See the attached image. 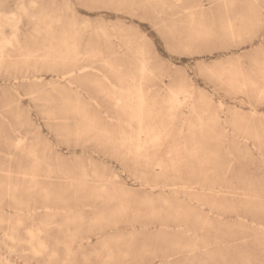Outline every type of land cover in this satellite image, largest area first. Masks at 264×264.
Returning a JSON list of instances; mask_svg holds the SVG:
<instances>
[{"label": "rangeland", "instance_id": "obj_1", "mask_svg": "<svg viewBox=\"0 0 264 264\" xmlns=\"http://www.w3.org/2000/svg\"><path fill=\"white\" fill-rule=\"evenodd\" d=\"M150 1L0 0V264H264V0Z\"/></svg>", "mask_w": 264, "mask_h": 264}, {"label": "bare ground", "instance_id": "obj_2", "mask_svg": "<svg viewBox=\"0 0 264 264\" xmlns=\"http://www.w3.org/2000/svg\"><path fill=\"white\" fill-rule=\"evenodd\" d=\"M154 1V0H153ZM259 1V0H258ZM261 1V0H260ZM149 2H151L152 3V1H150L149 0ZM156 3H164V0H156ZM256 3V2H255ZM258 6V5H257ZM176 8V7H175ZM262 9V8H261ZM259 10V9H258ZM264 11V10H263ZM190 13V12H189ZM60 14H62V13H60ZM117 15V14H116ZM0 16H4V14L2 15V14H0ZM9 18V17H8ZM12 18V17H11ZM38 18L39 17H33L32 19H34L36 22L37 21H42V17L38 20ZM13 22L15 21V22H17V23H19V17L17 16V15H13ZM185 20V19H184ZM9 22V21H8ZM7 22V23H8ZM11 22V21H10ZM58 22V21H57ZM17 23H16V26H17ZM34 23V22H33ZM260 23V22H259ZM12 24V23H11ZM15 24V23H14ZM10 25V24H9ZM15 26V27H16ZM57 26H58V24H57ZM227 26L229 27V28H233L234 27V25H233V23H228L227 24ZM258 27V26H257ZM76 28V27H75ZM114 29V28H113ZM226 29V28H225ZM253 29H255V28H253ZM42 29H41V27L39 26V24L37 23L36 24V27H35V29H34V31L35 32H37V33H39L40 31H41ZM78 31H79V29H77ZM18 32H19V29L16 27L15 28V31L13 32V37H18ZM220 32H221V30H220ZM193 33V32H192ZM94 34H96V33H94ZM5 34H4V32L2 31V28H1V24H0V36H2V37H5L4 36ZM257 35V34H256ZM252 36H253V34H252ZM258 36V35H257ZM12 37V36H11ZM10 37V38H11ZM12 37V38H13ZM8 38V37H7ZM7 38H3L4 40H6V41H8L9 39H7ZM72 42H73V40H72ZM72 42H71V39L70 38H68V37H64L63 39H62V44L59 46V47H57V44H51V47H50V52H52V51H59L60 53H64V51H65V53L66 54H68V56H70V53L73 51V50H75V48L74 47H72L73 45H72ZM239 42V41H238ZM219 44V43H218ZM218 49V48H217ZM260 49V48H259ZM141 53H142V51H140ZM100 53H102V52H100ZM261 53H262V50H261ZM98 54V53H97ZM78 55V54H77ZM75 56V58H74V60L76 61V62H78L80 59V57L79 56ZM81 55V54H80ZM90 57V56H89ZM93 57V56H92ZM7 58H9V57H7ZM82 58V57H81ZM88 58V57H87ZM96 58V57H95ZM120 58V57H119ZM122 58V57H121ZM223 59V58H222ZM83 60V59H82ZM66 61V60H65ZM142 61V60H141ZM219 62V61H218ZM81 64V63H80ZM220 65V64H219ZM119 69H121V68H119ZM136 69V68H135ZM221 69V68H220ZM91 70V69H90ZM122 70V69H121ZM82 72H80V73H83V72H85L84 70H81ZM86 71H89L88 69L86 70ZM120 71V70H119ZM78 72V71H77ZM79 74V73H78ZM75 71L74 72H71L68 76H66V80H68L70 83H72V81L74 80V79H78V77H79V75H78ZM229 77H230V75H228ZM27 77V76H26ZM132 77V76H131ZM232 78H234V77H232ZM132 79H134V78H132ZM231 80V79H230ZM106 81V80H105ZM133 81H135V79L133 80ZM132 81V82H133ZM229 81V80H228ZM260 81V80H259ZM21 82V81H20ZM108 82V81H107ZM109 83V82H108ZM135 83H137V82H135ZM69 85V84H68ZM109 85H110V83H109ZM255 85V84H254ZM72 86V85H71ZM244 86V85H243ZM57 87V86H56ZM191 92H192V90H191ZM137 94V93H136ZM139 94V93H138ZM85 95V94H84ZM148 95V94H147ZM146 95V96H147ZM23 96V95H22ZM111 96V95H110ZM227 96V95H226ZM263 96H264V94H263ZM143 97V96H142ZM236 97V96H235ZM144 98V97H143ZM192 98V97H191ZM92 99V98H91ZM135 99H136V101H139V102H141L142 104L144 103L143 102V100L144 99H142L141 98V96L140 97H135ZM212 99V98H211ZM124 100L122 99V98H118L117 99V103H118V105H119V103H121V102H123ZM162 101V100H161ZM96 104V103H95ZM126 105V104H125ZM163 105V104H162ZM190 105V104H189ZM144 107V106H143ZM115 108H117V107H115ZM222 108H223V106H222ZM235 108V107H234ZM194 109V108H193ZM197 109V108H196ZM132 110V109H131ZM143 110V109H142ZM198 110V109H197ZM100 111V110H99ZM221 111V110H220ZM139 112H140V109H138V107H133V110H132V112L130 113V114H132V115H135V114H139ZM191 112H192V110H191ZM104 114V113H103ZM124 114V113H123ZM144 114V113H143ZM223 114V113H222ZM141 115H142V113H141ZM137 116V115H136ZM222 116V115H221ZM255 116V115H254ZM263 116V115H262ZM138 117V116H137ZM170 117V116H169ZM91 118V117H90ZM107 120V119H106ZM116 120H118V119H116ZM108 121V120H107ZM198 121H199V119H198ZM111 122V121H110ZM113 122V121H112ZM115 122V121H114ZM117 122H119V121H116V123ZM182 122V121H181ZM164 123V122H163ZM200 123V122H199ZM216 123V122H215ZM181 124V123H180ZM217 124V123H216ZM120 125H123V124H120ZM183 125V124H182ZM202 125V124H201ZM126 126V125H125ZM193 126V125H192ZM149 127V126H148ZM180 127V126H179ZM200 127V126H199ZM204 127V126H203ZM202 127V128H203ZM215 127V126H214ZM176 128V127H175ZM219 128V127H218ZM131 129V128H130ZM179 129V128H178ZM180 129H181V127H180ZM214 129V128H213ZM203 130V129H202ZM255 130V129H254ZM131 131V130H130ZM147 132V131H146ZM171 132V131H170ZM175 132V131H174ZM177 132H180V131H177ZM182 132V131H181ZM173 133V132H172ZM177 135H180L179 133L177 134ZM204 135V134H203ZM181 136L182 135H180V139H181ZM217 136V135H216ZM179 137V136H178ZM219 137V136H218ZM211 138H214L213 136L211 137ZM218 139V138H217ZM220 139V138H219ZM202 141V140H201ZM213 141H217L216 140V138L214 139V140H212V142ZM224 140H222V141H220L219 140V142H223ZM184 142V141H183ZM183 142H181V143H183ZM218 142V143H219ZM180 143V144H181ZM208 143V142H207ZM247 143V142H246ZM201 144V143H200ZM203 144V143H202ZM210 144H212V143H210ZM221 144V143H220ZM223 144V143H222ZM182 145V144H181ZM213 146H214V144H212ZM171 146V145H170ZM217 146V145H216ZM183 147V146H182ZM201 147H203V146H201ZM207 147V146H206ZM219 147V146H218ZM251 147V146H250ZM171 148V147H170ZM174 148V147H173ZM208 148H210V147H208ZM203 150H204V148H202ZM206 149V148H205ZM212 149H213V147H212ZM211 149V150H212ZM185 149H183V151H184ZM187 151V150H186ZM205 151H207V150H205ZM208 151H210V150H208ZM256 151V150H255ZM212 152V151H211ZM210 152V153H211ZM210 153H208V154H210ZM189 154V153H188ZM188 154H187V156H188ZM206 154V153H205ZM215 154H217V153H215ZM201 155V154H200ZM180 157H181V155H180ZM190 157V156H189ZM192 157V156H191ZM185 158H186V156H185ZM193 160V159H192ZM206 162V161H205ZM214 162V161H213ZM211 165V164H210ZM201 167H202V165H201ZM215 167V166H214ZM208 171V170H207ZM198 172H200V170L198 171ZM201 174V173H200ZM205 174V173H204ZM198 176H200V175H198ZM207 176V175H206ZM27 177V176H26ZM206 178V177H205ZM36 179V178H35ZM133 179V178H132ZM96 180V179H95ZM98 180V179H97ZM173 180H175V179H173ZM181 180V179H180ZM203 180H205V179H203ZM97 182V181H96ZM96 184V183H95ZM174 185V184H173ZM66 186V185H65ZM165 187V186H164ZM72 188V187H71ZM184 188V187H183ZM188 188V187H187ZM163 190V189H162ZM161 190V191H162ZM169 190V189H168ZM176 191H178V190H176ZM180 191V190H179ZM189 191V190H188ZM192 191V190H191ZM194 191V190H193ZM212 191V190H211ZM8 192V191H7ZM172 192V191H171ZM177 193V192H176ZM174 194H175V192H174ZM190 194V193H189ZM194 194V193H193ZM215 194V193H214ZM116 195V194H115ZM179 195H181V193H179ZM191 195V194H190ZM180 197V196H179ZM178 198V197H177ZM18 200V199H17ZM91 200V199H90ZM182 201V200H181ZM17 202V201H16ZM20 202V201H19ZM21 203V202H20ZM18 204V203H17ZM22 204V203H21ZM20 204V205H21ZM199 204V203H198ZM25 205V204H24ZM163 205V204H162ZM185 206V205H184ZM189 206V205H188ZM194 207V206H193ZM101 208V207H100ZM19 209V208H18ZM185 209V208H184ZM122 211V210H121ZM1 212V211H0ZM47 212V211H46ZM82 212V211H81ZM13 214H14V212H12ZM125 213V212H124ZM18 214V213H17ZM33 214V213H32ZM47 214V213H46ZM151 214H152V212H151ZM22 215V214H21ZM21 215H19L20 216V218H21ZM75 215V214H74ZM125 215H127V214H125ZM23 216H25V215H23ZM28 216H30V215H28ZM17 217V216H16ZM195 217V216H194ZM2 218V217H1ZM18 218V217H17ZM17 218H15V219H17ZM74 218V217H73ZM185 218V217H184ZM219 218V217H218ZM15 219H14V221H15ZM25 219V218H24ZM31 219V218H30ZM194 219V218H193ZM8 220V219H7ZM13 220V219H12ZM22 220H23V218H22ZM21 220V221H22ZM74 220V219H73ZM127 220H128V217H127ZM129 220H131V219H129ZM186 220L187 219H185V222H186ZM197 220H199V219H197ZM239 220V219H238ZM13 221V222H14ZM204 221V220H203ZM208 221V220H207ZM225 221V220H224ZM8 221H6V223H7ZM12 222V223H13ZM18 222V221H17ZM16 222V223H17ZM128 222V221H127ZM202 222V221H201ZM205 222V221H204ZM246 222V221H245ZM23 223V222H22ZM205 223H207V222H205ZM20 224V223H19ZM18 225V224H17ZM69 225V224H68ZM89 225V224H88ZM96 225V224H95ZM95 225H94V228H96L95 227ZM207 224H204V226H206ZM13 226V225H12ZM14 226H16V224H14ZM117 227H118V225H116ZM115 226V227H116ZM196 226L198 227V224H196ZM256 226V225H255ZM138 227V226H137ZM183 227V226H182ZM201 227V226H200ZM208 227V226H207ZM206 227V228H207ZM12 228V227H11ZM44 228H46L45 226H44ZM92 228V227H91ZM100 228V227H99ZM90 229V228H89ZM210 229V228H209ZM230 229V228H229ZM16 230V229H15ZM46 230V229H45ZM173 230V229H172ZM203 230V229H202ZM201 230V231H202ZM205 230V229H204ZM29 231V230H28ZM43 231V230H42ZM126 231V230H125ZM166 231V230H165ZM181 231V230H180ZM199 231V230H198ZM200 231V232H201ZM119 232V231H118ZM182 232V231H181ZM188 232V231H187ZM10 233V232H9ZM31 233V232H30ZM120 233V232H119ZM184 233V232H183ZM32 234V233H31ZM41 234V233H40ZM8 235V234H7ZM16 235V234H15ZM230 235V234H229ZM10 236H11V234H10ZM10 236H8V238H10ZM17 236V235H16ZM29 236V235H28ZM12 237V236H11ZM31 237V236H30ZM29 237V238H30ZM104 237V236H103ZM113 237V236H112ZM32 238V237H31ZM12 239H13V237H12ZM19 239V238H18ZM108 239H109V237H108ZM10 240V239H9ZM20 240V239H19ZM68 240V239H67ZM110 240V239H109ZM197 240V239H196ZM12 241V240H11ZM16 241V240H15ZM23 241V240H22ZM29 241V240H28ZM30 241H31V239H30ZM114 241V240H113ZM163 241V240H162ZM25 242V241H24ZM33 242V241H32ZM107 242V241H106ZM165 242V241H164ZM163 242V243H164ZM177 242V241H176ZM218 242V241H217ZM20 243H22V242H20ZM28 242H26V244H27ZM30 243V242H29ZM37 243V242H36ZM215 243H216V241H215ZM12 244H13V241H12ZM23 244V243H22ZM21 244V245H22ZM25 244V243H24ZM79 244V243H78ZM216 244H218V243H216ZM19 245V244H18ZM37 245V244H36ZM81 246H82V244H80ZM33 248V247H32ZM207 248V247H206ZM195 249V248H194ZM39 250V249H38ZM112 251V250H111ZM183 251V250H182ZM114 252V251H113ZM34 253V252H33ZM110 253V252H109ZM14 254V253H13ZM192 254V253H191ZM37 256V255H36ZM40 256V255H39ZM53 256V255H52ZM122 256V255H121ZM189 256V255H188ZM122 258V257H121ZM121 260H123V259H120V261ZM116 261V260H115ZM5 262V261H4ZM123 262V261H122ZM69 263V262H68ZM67 263V264H68ZM103 263V262H102ZM101 263V264H102ZM119 263V262H118ZM5 264V263H4ZM6 264H7V261H6ZM63 264V263H62ZM115 264V263H114Z\"/></svg>", "mask_w": 264, "mask_h": 264}]
</instances>
